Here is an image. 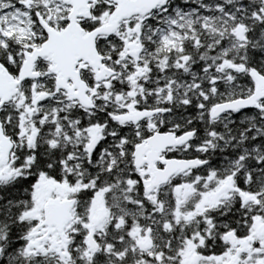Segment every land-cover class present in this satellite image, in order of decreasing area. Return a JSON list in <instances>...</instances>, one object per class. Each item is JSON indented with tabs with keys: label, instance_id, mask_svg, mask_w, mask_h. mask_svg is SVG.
Returning a JSON list of instances; mask_svg holds the SVG:
<instances>
[{
	"label": "trees",
	"instance_id": "trees-1",
	"mask_svg": "<svg viewBox=\"0 0 264 264\" xmlns=\"http://www.w3.org/2000/svg\"><path fill=\"white\" fill-rule=\"evenodd\" d=\"M22 1L0 0V11L27 8L33 19L31 39L24 37L21 42L13 32L0 35L4 40L0 41V62L11 74L17 71L24 43L30 48L45 38L35 11L53 27L66 23L67 7L62 3L29 0L26 6ZM90 6L91 18L78 20L86 30L103 22L113 8L106 0H93ZM238 25L243 28L242 38L236 34ZM164 33L174 37L166 41ZM135 38L139 51L130 54L126 41ZM96 48L115 74L96 83L89 67H79L81 78L93 90L92 109L55 91L44 59L35 63L40 78L23 81L17 95L2 106L10 121L4 132L13 138L14 148L9 163L12 172L0 181V264H73L78 260L70 242L69 260L48 245L44 250L29 245L30 229L41 216L35 187L45 180L66 185L70 189L66 195L76 198L75 217L91 205L95 192L140 190L138 182L130 187L137 174L131 154L134 145L154 130H195L185 150L168 149L165 156L198 157L206 163L177 178L190 184L211 176L227 181L235 189L231 208L238 228L252 219L264 223V99L258 108L226 112L216 119L208 116L211 105L251 93L249 69L264 75V0H168L147 15L122 21L115 33L97 37ZM33 92L47 97L34 101ZM128 108L160 112L152 116L153 128L144 120L133 125L114 119ZM21 114L24 147L16 132ZM90 132L98 138L89 153ZM163 189L168 197L169 186ZM231 208L211 214L217 226H229ZM75 225L78 228L73 221L69 230ZM152 232L155 251L167 255L161 224L156 223ZM124 239V264H143L126 241V231Z\"/></svg>",
	"mask_w": 264,
	"mask_h": 264
},
{
	"label": "flooded vegetation",
	"instance_id": "flooded-vegetation-1",
	"mask_svg": "<svg viewBox=\"0 0 264 264\" xmlns=\"http://www.w3.org/2000/svg\"><path fill=\"white\" fill-rule=\"evenodd\" d=\"M24 2L25 4H29V0H24ZM7 34V32H2L0 35L5 37ZM1 36L0 41L3 42L4 40ZM15 36L18 40L24 42V35ZM45 38L42 41H44ZM127 41L129 43L127 42L125 47H130L132 45L134 48H138L140 45L137 38ZM22 50H24V47ZM127 52L129 53L128 48ZM21 55L22 57L18 64L17 71L23 58L22 51ZM44 61L47 62V68L50 72V62L45 58ZM11 62L13 63L12 59ZM78 66L87 65L79 63ZM17 71L13 74L14 76H16ZM39 78L40 76L38 79ZM31 81L33 82L34 80ZM54 81L55 78L53 79V83ZM34 89L35 86L32 87L33 91ZM46 97L47 94L45 93L33 92L31 95V99L34 101L45 100ZM21 98V101H23L24 95L21 96ZM2 109L3 107L0 109V121L4 132L10 121L6 114L7 111H3ZM151 119L152 116L143 120L148 124H152ZM16 130L17 137L22 139L24 147V135H26V129H24V114H21V121ZM4 134L10 137V140L13 142V147L8 164L1 166L0 170L9 165L14 148L13 138L5 132ZM97 138V133L90 134L89 140L94 139L97 141ZM87 145L88 143H86V147ZM186 148L187 144L173 149L185 150ZM86 149L88 151V148ZM167 151H165V153ZM165 153L163 154L164 156ZM158 166L160 165L158 164ZM145 169L146 165L142 166L139 170H135L137 174L135 175V180H132L130 185V187H133V185L138 182L141 187L140 190H133L131 188L125 191L106 189L95 192L91 200V205L83 209L84 213L75 217L74 212L76 209L75 206L73 207L71 210L72 217L64 228L65 234L63 239L60 238L55 230L48 233L47 228L43 227L38 236H30L29 245H36V247L41 250H44V246L48 245L53 248L58 255L69 260L67 247L69 246L68 242H70L71 250L78 259L76 260L77 263L73 260V264H124L126 252L124 239L125 231L127 233V231L131 229H139L141 230V234L137 238L131 237L126 241L130 247L133 245V249L131 247L132 251L136 252L137 260L143 264H227L235 253L238 255V264H264V223L258 219H252V221L243 222L239 225L240 228H238L236 221H233L236 218L235 209L231 208L235 203V189H233L231 185H228L226 183L227 181L212 185V203L210 202V204L203 207V209H190L188 194L192 186L190 183H186L184 180L178 179L177 177L182 174L186 176L189 171L192 170L177 174L159 188L145 193L142 185V180L147 178L144 174ZM175 178L178 180L175 181ZM165 185H168L170 188L168 197L164 196L163 186ZM176 185H179L181 188L179 193L174 190ZM66 194V192H63V194L58 193L57 195L59 197H66ZM124 195L127 196L124 197ZM218 206H223L224 209H217ZM227 207L231 208L229 210V218L232 221L229 226L226 224L217 226L211 214L224 211ZM225 219L226 215L224 216V220ZM73 221L78 224L80 230L76 228V225L73 229L69 230ZM156 223L161 224L165 233V244L168 250L165 256L155 251L152 229L155 227ZM254 228L256 230L259 228V231L255 233ZM229 231H233L236 235V245L230 244L224 238V235ZM90 232L97 243V250L95 252H92L86 244V236ZM141 238L143 240L138 244ZM146 241L148 242V246L144 247L143 243ZM189 244H191L192 247H189ZM78 245L80 247H78ZM186 246L189 248L186 249ZM80 256L83 258L79 259Z\"/></svg>",
	"mask_w": 264,
	"mask_h": 264
},
{
	"label": "water",
	"instance_id": "water-1",
	"mask_svg": "<svg viewBox=\"0 0 264 264\" xmlns=\"http://www.w3.org/2000/svg\"><path fill=\"white\" fill-rule=\"evenodd\" d=\"M56 1L69 7L66 14L67 23L56 29L50 26L37 12V22L46 35L45 40L30 50H23V59L16 76L12 75L0 62V109L16 94L22 81L39 77V72L34 69V66L36 61L42 58L50 62L49 70L55 78V89L65 91L68 100L77 101L80 106L92 109L94 107L93 95L89 92L88 84L80 76L79 63L86 64L92 70L96 82L106 80L115 73L112 68L103 63L104 57L96 48L97 37L111 35L118 29L121 21L135 15H147L158 6H165L168 2V0H106L114 5L106 20L85 30L78 19L91 17L90 2L92 0ZM242 30L241 25L237 26L238 37L242 36ZM131 52L137 53V49H132ZM248 74L253 82L251 93L244 97H236L213 104L208 109V116L211 119H216L226 112L258 107V102L264 99V75L254 68H251ZM159 112L160 109L132 108L116 114L114 119L120 123L135 125ZM149 126L153 127V124ZM194 134L195 130L181 133L155 130L134 145L131 154L133 167L135 170H139L146 165L144 174L147 178L142 180L145 193L159 188L174 175L199 168L206 163V160H201L198 157L178 158L163 155L167 149L189 143ZM94 145L95 140L90 139L87 145L89 152L93 150ZM12 147L13 143L10 137L4 134L0 121V166L8 162ZM180 189L179 185L174 187L177 193L180 192ZM74 203V197H47L42 203V217L31 228L30 236H38L40 230L46 227L48 233L55 230L63 239L64 228L72 217L71 210ZM224 238L232 245L237 244V237L233 231L227 232ZM86 244L92 252L97 250V243L91 232L86 236ZM143 246H148V242H144ZM227 264H238L237 253L231 257Z\"/></svg>",
	"mask_w": 264,
	"mask_h": 264
},
{
	"label": "rangeland",
	"instance_id": "rangeland-1",
	"mask_svg": "<svg viewBox=\"0 0 264 264\" xmlns=\"http://www.w3.org/2000/svg\"><path fill=\"white\" fill-rule=\"evenodd\" d=\"M22 1V0H21ZM23 4H25L24 0L22 1ZM27 4L26 6H28ZM33 19L31 17V14L27 8L22 9L21 7H6L4 10L0 11V34L2 32H13L15 35H24V37H28L31 39L32 37V27ZM174 37L173 33H164V39L168 41L167 39H172ZM27 41V40H25ZM24 48H28L27 44L24 43ZM134 46L128 47V49H132ZM90 134H93V132H90ZM11 167L10 165H7L3 167L0 170V173L3 175V177H7L11 173ZM219 183L214 176H211L202 182H195L191 183L192 189H190V192L188 194L189 196V207L190 209H203L206 205L212 203L213 199V190L212 185ZM70 192V189L66 185H57L49 183L47 180L39 182V184L35 187L34 190V200L36 204H39L41 207L42 202L45 200L47 196H49L51 193H62L63 192ZM187 196V194H186ZM28 215L33 216L32 212H28ZM259 228L256 230L254 228V232H258ZM128 238L131 237H138L141 234V230L139 229H131L127 231ZM143 240L142 238L138 241L139 242ZM189 247H192L191 244H189ZM189 247L186 246V249ZM255 263V262H254Z\"/></svg>",
	"mask_w": 264,
	"mask_h": 264
},
{
	"label": "bare ground",
	"instance_id": "bare-ground-1",
	"mask_svg": "<svg viewBox=\"0 0 264 264\" xmlns=\"http://www.w3.org/2000/svg\"><path fill=\"white\" fill-rule=\"evenodd\" d=\"M261 74V73H260ZM263 100V99H262ZM262 100H260L259 102H258V107L260 106V102L262 101ZM226 101V100H225ZM212 106V105H211ZM257 107V108H258ZM132 248H133V245H132ZM142 248H144V247H142Z\"/></svg>",
	"mask_w": 264,
	"mask_h": 264
}]
</instances>
